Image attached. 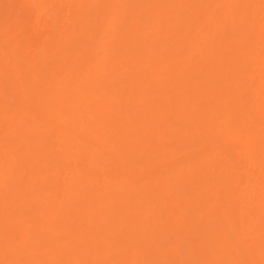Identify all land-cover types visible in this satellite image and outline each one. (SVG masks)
<instances>
[{"label":"bare ground","instance_id":"1","mask_svg":"<svg viewBox=\"0 0 264 264\" xmlns=\"http://www.w3.org/2000/svg\"><path fill=\"white\" fill-rule=\"evenodd\" d=\"M0 264H264V0H0Z\"/></svg>","mask_w":264,"mask_h":264}]
</instances>
